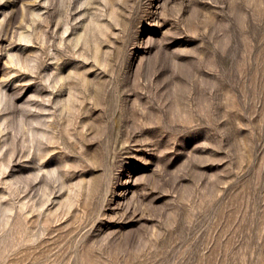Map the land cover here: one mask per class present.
Returning <instances> with one entry per match:
<instances>
[{"label": "rangeland", "instance_id": "obj_1", "mask_svg": "<svg viewBox=\"0 0 264 264\" xmlns=\"http://www.w3.org/2000/svg\"><path fill=\"white\" fill-rule=\"evenodd\" d=\"M0 264H264V0H0Z\"/></svg>", "mask_w": 264, "mask_h": 264}]
</instances>
